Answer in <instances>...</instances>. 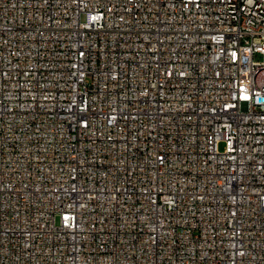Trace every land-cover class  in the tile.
Returning <instances> with one entry per match:
<instances>
[{"label":"built area","instance_id":"2783aa9c","mask_svg":"<svg viewBox=\"0 0 264 264\" xmlns=\"http://www.w3.org/2000/svg\"><path fill=\"white\" fill-rule=\"evenodd\" d=\"M0 264H264V0H0Z\"/></svg>","mask_w":264,"mask_h":264},{"label":"rangeland","instance_id":"374dc122","mask_svg":"<svg viewBox=\"0 0 264 264\" xmlns=\"http://www.w3.org/2000/svg\"><path fill=\"white\" fill-rule=\"evenodd\" d=\"M223 148H224V144L221 143V144H220V149L223 150Z\"/></svg>","mask_w":264,"mask_h":264}]
</instances>
